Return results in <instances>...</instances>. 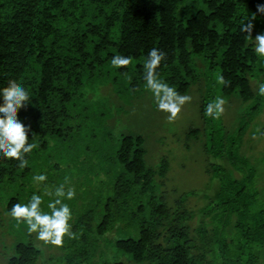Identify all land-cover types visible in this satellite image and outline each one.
I'll use <instances>...</instances> for the list:
<instances>
[{"label":"trees","instance_id":"obj_1","mask_svg":"<svg viewBox=\"0 0 264 264\" xmlns=\"http://www.w3.org/2000/svg\"><path fill=\"white\" fill-rule=\"evenodd\" d=\"M258 5L264 0H0V90L9 81L28 90L17 116L37 144L23 169L0 155V228L11 247L4 264H264V153L241 148L264 104L257 95L264 63L254 52L264 33ZM253 13L250 42L239 26ZM153 48L166 54L158 79L180 95L215 72L230 81L218 84L222 96L250 103L228 131L205 117L210 102L200 99L202 125L185 135L203 133L213 184L196 209L186 205L195 191L165 189L166 156L148 165L142 134L114 133L111 104L98 94L107 88L124 109L151 93L143 64ZM114 55L132 62L113 68ZM38 174L47 176L39 187ZM61 184L76 193L62 198L73 235L62 247L43 246L7 212L33 193L48 212L55 197L44 187ZM110 249L118 256L108 259Z\"/></svg>","mask_w":264,"mask_h":264},{"label":"rangeland","instance_id":"obj_2","mask_svg":"<svg viewBox=\"0 0 264 264\" xmlns=\"http://www.w3.org/2000/svg\"><path fill=\"white\" fill-rule=\"evenodd\" d=\"M209 75L208 80L204 79L201 84L191 86L189 91L183 94L191 96V102L181 107L177 119L172 123L167 121L168 113L157 110L152 93H146L143 97L135 99L129 107L121 109L122 104L119 103L121 101L114 100V97L107 93V88L98 90V94L108 100L113 109L111 123L114 133L117 135L119 132L127 131L142 134L146 148L145 162L148 165L156 163L162 155L166 156L169 169L165 179V189L168 193L176 194L195 191L197 195L189 196L186 201L187 207L192 209L203 205L204 200L200 195L211 191L213 184L204 171L211 156L208 157L203 150V133H200L197 139L187 140L185 135L188 127L202 125L198 112L200 99L207 102H214L217 97L225 99L224 112L219 119H214V123L222 125L228 131L234 130L242 121V116L250 104L243 103L236 97L222 96L217 91V74L212 72ZM262 133H264V104L260 113L248 125L241 144L242 150L247 154L264 153ZM253 134L256 135V139H253ZM258 157H254L252 161H257ZM197 221L198 216L194 217L191 223L195 224ZM9 241L10 237L1 233L0 228V264H4V257L10 254L11 247L7 243ZM116 255L110 249L107 258L112 259Z\"/></svg>","mask_w":264,"mask_h":264},{"label":"clouds","instance_id":"obj_3","mask_svg":"<svg viewBox=\"0 0 264 264\" xmlns=\"http://www.w3.org/2000/svg\"><path fill=\"white\" fill-rule=\"evenodd\" d=\"M257 12L264 14V5L257 6ZM256 18L253 13L251 17L242 20L239 30L246 33L250 42L252 41V21ZM247 21V22H245ZM254 52L257 57L264 63V34H257L254 40ZM165 53L153 48L149 51L144 61V80L146 89L150 90L157 106V110L168 113L167 121L174 122L181 111V107L191 102L192 97L189 95H180L173 87L158 79L156 69L160 66L161 61L165 59ZM132 62L131 57L114 55L111 59L113 68H126ZM217 83L228 86L230 81L226 80L222 74L217 75ZM257 95L264 96V82L259 83ZM0 98L3 103L0 104V155L4 159L17 160L20 169L28 165L25 158L37 147L35 143H28L29 127L22 123L17 116L18 109L26 107L30 102L28 90L22 83L9 81L8 85L0 90ZM226 101L222 97H217L214 102H210L205 107V117L219 119L224 112ZM261 135H264L262 133ZM253 134V139H256ZM33 182L39 187L47 180L46 174L33 176ZM44 195L55 197L47 203L48 212L42 210L41 205L44 200L41 195L33 193L27 203H15L8 210L9 215L17 225L26 226V232L29 235L35 233L36 240L42 242L43 246L62 247L63 239L67 235L72 238L70 232L71 209L62 198L71 200L75 197V189L69 187L65 190V185L57 186L54 191L47 186L44 187ZM37 247H40L38 244Z\"/></svg>","mask_w":264,"mask_h":264}]
</instances>
